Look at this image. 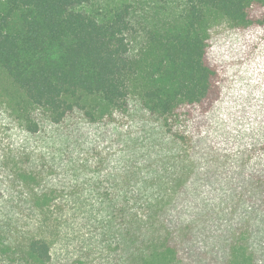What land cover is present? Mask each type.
<instances>
[{"label": "trees", "instance_id": "obj_1", "mask_svg": "<svg viewBox=\"0 0 264 264\" xmlns=\"http://www.w3.org/2000/svg\"><path fill=\"white\" fill-rule=\"evenodd\" d=\"M142 2L153 12L141 47L130 55L129 0H0V70L43 121L60 127L80 120L93 142L71 184L18 189V207L29 216L0 225V264H264V243L254 232L264 222L261 157L241 174L253 195L241 209L258 223L239 215L220 229L216 220L208 250L169 231L141 247L144 256L135 250L127 261L96 243L54 248L30 229L39 216L73 219L85 205L150 222V206L136 189L104 183L134 111L190 157L214 149L229 155L219 149L218 123L228 133L260 129L264 149V0ZM26 129L39 131L33 122ZM52 160L40 162L39 176L48 175ZM55 163L49 175L60 177L66 157ZM194 252L204 260L191 262Z\"/></svg>", "mask_w": 264, "mask_h": 264}, {"label": "rangeland", "instance_id": "obj_2", "mask_svg": "<svg viewBox=\"0 0 264 264\" xmlns=\"http://www.w3.org/2000/svg\"><path fill=\"white\" fill-rule=\"evenodd\" d=\"M129 2L130 31L125 40L128 53L135 55L144 40L145 19L149 20L153 11L142 0ZM30 122L38 124L35 134L26 129ZM127 123L118 136L115 153L109 157L111 172L104 183L108 188L136 189L150 206V222L135 223L126 215L113 213L106 205H85L75 209L73 219H68V214L55 221L47 215L39 216L33 220L31 231L54 248L72 247L77 242L83 246L96 243L128 261L135 250L137 256H144L146 252L141 247L169 231L198 239L202 249L208 250L212 243L208 234L217 227L216 220L220 229L227 227V218H241L239 215H245L251 225L252 221L258 223L254 213L241 209V202L253 199L252 186L241 174L259 157L264 159L260 129L228 133L231 128L218 123L219 149H226L229 155L214 149L190 157L138 111L131 114ZM231 126L235 128L236 124L232 122ZM92 146L84 123L72 120L64 126H50L0 70V225L29 216V212L18 207L20 187L26 190L28 184L45 190L48 186L59 187L58 183L71 184L82 171L80 158L86 157ZM60 156L66 157L62 176L49 175ZM47 157L53 159L52 168L41 177L38 166ZM76 198L80 199V195ZM254 232L264 243V222L255 226ZM188 259L202 261L204 255L194 252Z\"/></svg>", "mask_w": 264, "mask_h": 264}]
</instances>
